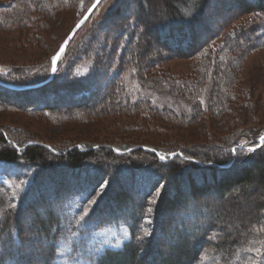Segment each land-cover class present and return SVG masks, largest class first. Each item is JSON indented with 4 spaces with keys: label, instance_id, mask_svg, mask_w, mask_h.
<instances>
[{
    "label": "trees",
    "instance_id": "16d2710c",
    "mask_svg": "<svg viewBox=\"0 0 264 264\" xmlns=\"http://www.w3.org/2000/svg\"><path fill=\"white\" fill-rule=\"evenodd\" d=\"M208 1L200 5L199 0H135L129 22L112 27L110 23L101 36L96 31L88 34L79 53L93 59L86 77L61 80L56 70L49 82L31 90L0 85V106L60 115H69L72 110H76L74 114L92 110L111 115L140 111L141 103L122 101L121 75L124 67H132L144 85L156 88L170 84L171 89L184 94L193 105L192 118L197 119L201 112L193 93L199 84L182 90L169 77L158 75L155 66L162 57L183 51L201 54L203 59L193 67L196 75L212 68L227 79L231 77L227 71L234 69L245 49L264 42V38L260 43L254 41L260 26L252 19L231 26L217 48L214 38L219 28L199 39ZM237 5L243 14L264 15V0H237ZM37 6L38 12H46L42 1ZM8 10L10 26L26 19L27 11ZM190 16L194 19L186 23L184 18ZM155 44L159 53L151 51ZM107 76L102 85L97 84L99 78ZM0 81L7 85L37 82ZM62 90L71 97V105L63 107L66 103L57 102L58 107H54L45 102L47 96L56 98ZM9 96L24 100L11 103L6 100ZM226 100V95L215 91L209 102L211 111L221 114L227 108ZM38 101L39 107L35 106ZM146 110L174 116L149 107ZM245 134L243 129H233L222 139L225 152L218 147L219 151L209 149L207 153L96 143L58 149L37 140L23 141L22 137L8 139L0 131V164L19 169L13 174L4 171L6 177H14L20 184L28 181L13 191L0 181V264H246L255 259L256 264H264V145L259 143L264 133L251 145L256 148L248 154L251 158L239 161L236 156L249 146L239 143ZM233 149L237 150L235 157ZM161 156L167 158L161 160ZM255 185L262 193L253 201V211L243 215L235 202ZM97 193L96 203L88 206L87 200ZM210 194L222 201L228 199L222 212L213 213L207 199ZM148 208L153 211L148 213ZM84 211L89 212L87 223H81ZM145 214L150 215L151 225L143 221ZM230 216L235 217L228 223ZM141 229L151 235L144 237Z\"/></svg>",
    "mask_w": 264,
    "mask_h": 264
},
{
    "label": "rangeland",
    "instance_id": "374dc122",
    "mask_svg": "<svg viewBox=\"0 0 264 264\" xmlns=\"http://www.w3.org/2000/svg\"><path fill=\"white\" fill-rule=\"evenodd\" d=\"M40 1L43 5L46 4V12H38L37 3ZM92 2L93 0H0V78L11 82L37 81L36 84L45 81L50 74L52 57L59 45ZM25 5L28 7L26 19L18 25L10 26V22H7L10 17L8 9H22L21 12H23ZM135 6V0H101L89 18L76 31L57 61L56 70L59 71V78L67 80L69 76L86 77L91 70L93 59L81 57L79 53L88 34L96 31L101 36L105 33L106 25L111 23L109 26L112 27L114 23L129 22ZM203 12L206 14L203 27L200 32L196 31L201 39L211 35L213 30L215 33V30L219 28V33L214 38L215 48L224 43L231 26H241L243 22L250 19L255 20L256 25L260 26L259 31L255 33L257 40L254 41L260 43L264 38L261 35L264 15L243 14L237 5V0L208 1ZM207 16H209L208 20ZM151 51L159 53L161 50L159 45L155 44L151 47ZM169 53L165 51V54ZM124 58L127 60V57ZM200 58L203 59L201 54L194 52L188 54L187 51H183L182 54H169L162 57L159 65L155 66L156 70H159L156 72L158 75H162L163 78L169 77L179 89L185 88L186 85L188 89L199 84L196 85L193 93V99L199 103L201 112L197 119L192 118L193 105L187 101L188 98H185L181 92L171 89L170 84L165 86L163 84L156 88L148 87L138 80L134 68L124 67L125 71L121 75L124 92L122 101L125 100L128 104L141 103L140 111L111 115L102 111L100 113L86 110L84 113L77 112V115V113L74 114L76 110H72L69 115H60L49 111L33 112L4 104L0 106V131L5 133L8 139L15 140L22 137L23 141L37 140L56 146L58 149L73 144L83 147L96 143L149 145L168 149L180 148L187 152L195 150L209 153V149L219 151L215 148L224 145L222 139H225L224 137L233 129H243L246 134L239 143L244 146L249 145L246 146L247 148H255L251 145L259 134L264 133V42L258 47L245 49L234 69L227 71L231 76L227 79L221 78V75L212 68L201 74L202 76L196 75L193 67ZM55 73L56 71L53 77ZM108 76L99 78L97 84L102 85L105 80H108ZM222 81H225L227 85L224 86ZM215 91H220L227 97V108L218 115L211 111L209 104ZM57 95L56 98L47 96L45 102L54 107H58L57 102L66 103L63 107L71 105L72 101L68 93L62 90ZM7 98L11 103H21L24 100L12 96L6 97V100ZM74 98L79 99L77 96ZM40 105L39 101L35 103L37 107ZM147 107L159 112L164 111L166 114L171 112L174 116L155 115L147 111ZM73 114L75 117H72ZM229 124L231 125L227 128ZM221 148V151L225 152L226 147ZM248 154L250 153L247 150H243L236 158L239 161H247L252 156ZM4 171L13 174L15 171L19 172V169L0 164V181L6 187L13 191L14 188L25 186L26 181L21 184L14 182V177L7 178ZM255 186V189L249 188L247 193L235 202L243 215L253 211V201L259 200V194L262 193L261 187ZM92 199L97 201L98 193ZM207 199L212 202L213 213L222 212L228 200H219L213 194H210ZM230 217L228 223L232 222L235 216ZM259 253L261 256V249ZM256 261L258 259L246 264H256Z\"/></svg>",
    "mask_w": 264,
    "mask_h": 264
},
{
    "label": "snow or ice",
    "instance_id": "6c2138e0",
    "mask_svg": "<svg viewBox=\"0 0 264 264\" xmlns=\"http://www.w3.org/2000/svg\"><path fill=\"white\" fill-rule=\"evenodd\" d=\"M100 2H101V0H96V2L93 3V4L91 5V8H92V9H95V8L98 6V4H99ZM204 2H205V0H199V4H200V5H203ZM209 2H212V0H209ZM90 10H91V9H90ZM184 19H185V22H186V23H190L191 20L194 19V16L186 17V18H184ZM84 22H85L84 20H81L79 23H77L76 28H79L80 25L83 24ZM141 34H143V33H141ZM164 38H165V39L168 38L167 34H165V37H164ZM177 38H178V37L173 38V42H175V40H176ZM67 43H68V41L66 40V41H65V45H66ZM63 53H64V46L62 45V46L60 47V51L57 52L56 55L52 57V65H53V67H52V71H53V72L56 71V67H55L56 62L61 58V56H62ZM260 141H261V144L264 145V136H261V137H260ZM256 147H260V145H257ZM117 151H119V149H117ZM247 151H248L249 153H252V152H255V151H256V148L249 147V148L247 149ZM232 154H233V156L235 157V155L237 154V150H236V149H233V150H232ZM168 155H173V156H174V155H176V153H169ZM166 158H167L166 156H161V157H160L161 160H164V159H166ZM209 163H211V161H209ZM24 183H27V182H24ZM106 185H107V182H105V184L101 185V188H104ZM18 187H19V186H18ZM157 195H158V193H157ZM95 203H96V200H95V199L87 200V204H89V205H94ZM150 203L155 204L156 201H155V200H151ZM12 207H15V205H12ZM152 211H153L152 208H148V209H147V212H148V213H151ZM88 215H89V212H88V211H84L83 215H82L81 218H80V219H81V223H87ZM142 219H143V221L145 222L146 225H151V223H152V219H151L150 215L145 214V215L142 216ZM141 230L143 231V229H141ZM149 235H151V233H150L149 231H143V236H144V237H147V236H149ZM137 239H143V237H137Z\"/></svg>",
    "mask_w": 264,
    "mask_h": 264
},
{
    "label": "water",
    "instance_id": "95a60500",
    "mask_svg": "<svg viewBox=\"0 0 264 264\" xmlns=\"http://www.w3.org/2000/svg\"><path fill=\"white\" fill-rule=\"evenodd\" d=\"M95 2H96V0H93L92 4L95 3ZM91 5L87 9V11L82 15V17L76 22V24L72 27V29L67 34V36L64 38V40L61 42V44L59 45L56 53L60 51V47L62 45L64 46V51H65V49H66L67 45L69 44V42L71 41L72 37L74 36L76 31L80 28V27L76 28L77 23H79L81 20L86 21L89 18V16L92 14L94 9L91 8ZM66 40L68 41V43L65 45V41ZM56 53L54 54V56L56 55ZM56 64H57V62H56ZM52 67H53V65L51 64V70H50V74H49L48 78L45 81L41 82V83L32 84V85H23V86L21 85V86H18V85H7V84H5V83L0 81V85L5 86V87H9L11 89H18V90L30 89V88H36V87L42 86V85L46 84L47 82H49L52 79L53 74H54V72L52 71ZM55 67H56V65H55Z\"/></svg>",
    "mask_w": 264,
    "mask_h": 264
},
{
    "label": "bare ground",
    "instance_id": "6f19581e",
    "mask_svg": "<svg viewBox=\"0 0 264 264\" xmlns=\"http://www.w3.org/2000/svg\"><path fill=\"white\" fill-rule=\"evenodd\" d=\"M18 86H21V85H18ZM23 86V85H22ZM40 87V86H39ZM37 88V87H36ZM31 89H34V88H30V89H23V90H31ZM15 90H18V89H15Z\"/></svg>",
    "mask_w": 264,
    "mask_h": 264
}]
</instances>
